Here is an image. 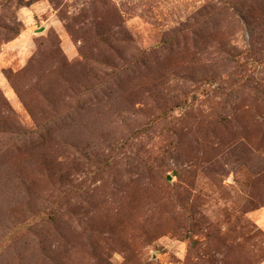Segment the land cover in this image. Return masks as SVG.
<instances>
[{"label":"rangeland","instance_id":"rangeland-1","mask_svg":"<svg viewBox=\"0 0 264 264\" xmlns=\"http://www.w3.org/2000/svg\"><path fill=\"white\" fill-rule=\"evenodd\" d=\"M0 264H264V0H0Z\"/></svg>","mask_w":264,"mask_h":264}]
</instances>
